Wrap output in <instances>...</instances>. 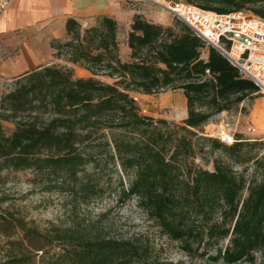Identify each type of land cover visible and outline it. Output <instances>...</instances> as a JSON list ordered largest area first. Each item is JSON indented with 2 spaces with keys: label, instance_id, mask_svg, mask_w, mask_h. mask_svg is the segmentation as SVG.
I'll use <instances>...</instances> for the list:
<instances>
[{
  "label": "trees",
  "instance_id": "obj_1",
  "mask_svg": "<svg viewBox=\"0 0 264 264\" xmlns=\"http://www.w3.org/2000/svg\"><path fill=\"white\" fill-rule=\"evenodd\" d=\"M186 1L219 14L251 9L264 19V0ZM120 29L107 15L89 26L69 17L64 38L51 41L65 63L19 76L2 96L0 186L6 171L32 170L44 191L89 202L112 188L105 177L119 165L122 200L136 198L191 260L264 264L256 258L264 251V153L257 151L264 143L240 134L226 145L203 134L215 116L256 98L260 87L180 19L165 26L136 14L129 60L121 58ZM70 64L114 82L77 77ZM167 89L187 98L181 123L143 114L130 93ZM6 120L15 124L11 133ZM217 150L225 156L212 159L213 170L196 162ZM0 234L9 239L0 264H153L156 250L149 235L109 236L79 216L69 226L41 228L6 209Z\"/></svg>",
  "mask_w": 264,
  "mask_h": 264
},
{
  "label": "rangeland",
  "instance_id": "obj_2",
  "mask_svg": "<svg viewBox=\"0 0 264 264\" xmlns=\"http://www.w3.org/2000/svg\"><path fill=\"white\" fill-rule=\"evenodd\" d=\"M126 1L130 7L139 4L149 18L170 20L171 24L177 19L170 9L171 2L177 0ZM245 11L250 15L258 16L251 9ZM118 37L121 43V54L125 55V39L127 37L125 25L121 26ZM56 63L60 62L56 61ZM61 63H64V61ZM71 67L77 77L95 76L106 83L114 82L112 77L94 75L81 64H75ZM16 80L10 79L0 83V100L3 95L15 87ZM130 93L137 100L142 113L156 119L164 118L181 123L188 111L185 96L180 89H167L152 94L137 90ZM233 111L235 113L241 112L240 130H244L246 123H249L246 122L247 120H250V124L256 129L252 135L249 133H243L242 135L247 138L261 139V142L264 143V92L260 90L256 98L246 100L243 106L241 105ZM219 117L215 116L204 128V132L208 131L212 134L209 137L217 139L215 135L217 134ZM3 126L7 133H11L15 129L14 122L10 120L3 121ZM257 151H260L261 155L264 153V149L261 148H258ZM210 156V160H206L204 155L199 156L196 162L206 169L213 170L214 162L212 159L225 156V153L222 150H217ZM251 164L254 165V163ZM253 169L250 168V171H253ZM88 172H92V168H89ZM4 176L5 183L0 186V198H2L0 200V216L4 214L6 209H10L16 215L34 220L41 228L50 227L52 224L69 226L79 216L94 224L109 236L131 238L135 235H149L156 249L154 262L157 263L153 262V264H207L203 260H191L181 250L177 242L162 235L159 228L139 207L136 198L122 200L119 190H115L116 187H120L121 176L124 177L119 165L118 170L110 168L105 177L106 181L112 183V188L108 189L102 197L91 199L89 202L77 201L70 193L44 191L41 176L35 175L32 170H9L4 173ZM8 245L9 239L0 234V262L5 259ZM256 258L258 263L264 261V251L256 253Z\"/></svg>",
  "mask_w": 264,
  "mask_h": 264
},
{
  "label": "crops",
  "instance_id": "obj_3",
  "mask_svg": "<svg viewBox=\"0 0 264 264\" xmlns=\"http://www.w3.org/2000/svg\"><path fill=\"white\" fill-rule=\"evenodd\" d=\"M136 14L155 23L172 25L170 20L149 18L139 4L130 7L126 0H13L0 18V83L17 79L42 65L61 63L63 60L54 56L51 41L64 38L69 17L89 26L101 16H111L126 26L128 36ZM126 40L127 37L126 54H121L124 60L130 59L131 53ZM185 100L187 103L186 96Z\"/></svg>",
  "mask_w": 264,
  "mask_h": 264
},
{
  "label": "built area",
  "instance_id": "obj_4",
  "mask_svg": "<svg viewBox=\"0 0 264 264\" xmlns=\"http://www.w3.org/2000/svg\"><path fill=\"white\" fill-rule=\"evenodd\" d=\"M12 2L0 0V18ZM170 9L177 19L218 49L264 92V19L250 15L245 10L219 14L186 0L171 2ZM219 119L215 137L226 145L237 142L240 134L255 133L256 129L250 120L246 121L249 123H246L244 130H240L241 112L224 111ZM203 134L212 136L208 131ZM236 169L241 171L242 166Z\"/></svg>",
  "mask_w": 264,
  "mask_h": 264
}]
</instances>
